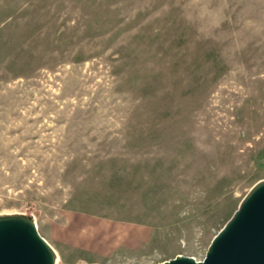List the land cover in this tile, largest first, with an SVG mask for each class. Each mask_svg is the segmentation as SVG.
<instances>
[{
	"label": "rangeland",
	"instance_id": "rangeland-1",
	"mask_svg": "<svg viewBox=\"0 0 264 264\" xmlns=\"http://www.w3.org/2000/svg\"><path fill=\"white\" fill-rule=\"evenodd\" d=\"M264 177V0H0V213L56 264L202 259Z\"/></svg>",
	"mask_w": 264,
	"mask_h": 264
},
{
	"label": "water",
	"instance_id": "water-1",
	"mask_svg": "<svg viewBox=\"0 0 264 264\" xmlns=\"http://www.w3.org/2000/svg\"><path fill=\"white\" fill-rule=\"evenodd\" d=\"M208 243L202 259L176 254L157 264H264V177L246 190ZM56 261V251L40 235L30 214L0 213V264Z\"/></svg>",
	"mask_w": 264,
	"mask_h": 264
}]
</instances>
